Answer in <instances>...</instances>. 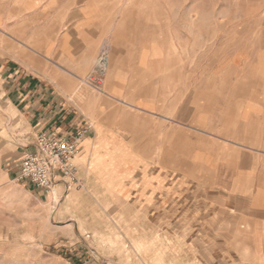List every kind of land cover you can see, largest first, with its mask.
Segmentation results:
<instances>
[{"label":"crops","instance_id":"0c3cea01","mask_svg":"<svg viewBox=\"0 0 264 264\" xmlns=\"http://www.w3.org/2000/svg\"><path fill=\"white\" fill-rule=\"evenodd\" d=\"M204 13L195 0H0V32L34 35L27 57L0 60V96L27 129L3 158L5 181L42 197L19 180L33 138L83 129L77 179L138 201L159 232L208 204L236 253L246 245L264 264V49L229 56L227 27ZM104 41L102 92L77 89Z\"/></svg>","mask_w":264,"mask_h":264},{"label":"rangeland","instance_id":"374dc122","mask_svg":"<svg viewBox=\"0 0 264 264\" xmlns=\"http://www.w3.org/2000/svg\"><path fill=\"white\" fill-rule=\"evenodd\" d=\"M195 8L206 12V20L227 27L229 56L264 49V0H195ZM202 20L197 17V26ZM30 37L34 35L0 32V60L31 54ZM229 73L236 71L229 67ZM76 85L92 90L82 81ZM26 133L23 119L1 95L0 264H254L246 245L237 254L225 240L229 236L213 225L217 219L203 202H195L193 211H181L180 220L167 218L159 232L138 201L112 197L84 171L77 185L55 187L56 200L54 190L33 197L7 183L3 158ZM94 158L101 176L112 179L115 170L107 156Z\"/></svg>","mask_w":264,"mask_h":264},{"label":"built area","instance_id":"2783aa9c","mask_svg":"<svg viewBox=\"0 0 264 264\" xmlns=\"http://www.w3.org/2000/svg\"><path fill=\"white\" fill-rule=\"evenodd\" d=\"M110 45L104 41L99 47L93 69L81 81L97 93L109 68ZM85 131L76 129L67 136L38 133L33 138L34 151L25 154L19 165V180L46 194L58 185H77V153Z\"/></svg>","mask_w":264,"mask_h":264},{"label":"bare ground","instance_id":"6f19581e","mask_svg":"<svg viewBox=\"0 0 264 264\" xmlns=\"http://www.w3.org/2000/svg\"><path fill=\"white\" fill-rule=\"evenodd\" d=\"M52 196H54V199L56 200V198H57V193H56L55 190H54V192L52 193Z\"/></svg>","mask_w":264,"mask_h":264}]
</instances>
